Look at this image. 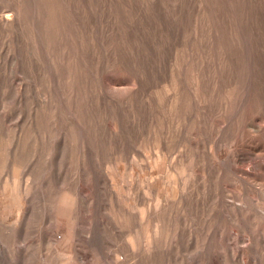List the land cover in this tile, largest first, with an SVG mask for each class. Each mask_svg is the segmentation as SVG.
<instances>
[{"label": "rangeland", "instance_id": "374dc122", "mask_svg": "<svg viewBox=\"0 0 264 264\" xmlns=\"http://www.w3.org/2000/svg\"><path fill=\"white\" fill-rule=\"evenodd\" d=\"M0 264H264V0H0Z\"/></svg>", "mask_w": 264, "mask_h": 264}]
</instances>
